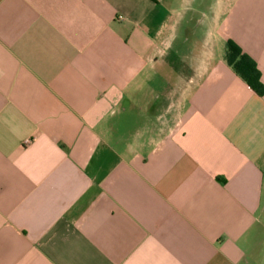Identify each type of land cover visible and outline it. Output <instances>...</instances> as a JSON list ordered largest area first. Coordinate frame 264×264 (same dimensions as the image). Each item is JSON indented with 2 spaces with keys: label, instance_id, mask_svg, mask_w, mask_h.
I'll return each mask as SVG.
<instances>
[{
  "label": "crops",
  "instance_id": "obj_1",
  "mask_svg": "<svg viewBox=\"0 0 264 264\" xmlns=\"http://www.w3.org/2000/svg\"><path fill=\"white\" fill-rule=\"evenodd\" d=\"M264 0H0V264H264Z\"/></svg>",
  "mask_w": 264,
  "mask_h": 264
},
{
  "label": "trees",
  "instance_id": "obj_2",
  "mask_svg": "<svg viewBox=\"0 0 264 264\" xmlns=\"http://www.w3.org/2000/svg\"><path fill=\"white\" fill-rule=\"evenodd\" d=\"M224 58L226 64L258 97L264 96V85L256 63L242 53L233 41H227Z\"/></svg>",
  "mask_w": 264,
  "mask_h": 264
}]
</instances>
